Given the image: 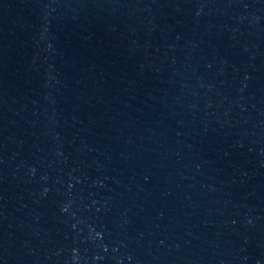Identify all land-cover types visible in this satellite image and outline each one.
<instances>
[{
    "label": "water",
    "instance_id": "obj_1",
    "mask_svg": "<svg viewBox=\"0 0 264 264\" xmlns=\"http://www.w3.org/2000/svg\"><path fill=\"white\" fill-rule=\"evenodd\" d=\"M0 264H264V0H0Z\"/></svg>",
    "mask_w": 264,
    "mask_h": 264
}]
</instances>
